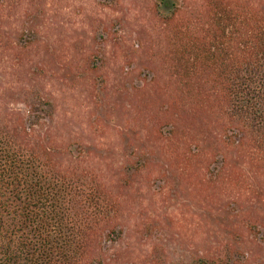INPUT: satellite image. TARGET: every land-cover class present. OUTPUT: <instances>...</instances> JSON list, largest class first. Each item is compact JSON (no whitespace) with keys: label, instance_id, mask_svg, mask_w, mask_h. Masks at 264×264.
<instances>
[{"label":"trees","instance_id":"1","mask_svg":"<svg viewBox=\"0 0 264 264\" xmlns=\"http://www.w3.org/2000/svg\"><path fill=\"white\" fill-rule=\"evenodd\" d=\"M106 1L116 6L122 0ZM44 3L0 0V46H25ZM10 9L18 11L20 24L7 31L3 22ZM152 11L157 22L147 31L157 36L155 45L136 38L127 42L114 29L112 49L127 61L118 91L127 111L142 119L139 138L154 137L174 150L167 154L168 163L167 157L150 156L144 146L124 152L122 186L136 174L150 178L151 164L160 163L162 173L177 168L202 182L205 191H218L217 196L223 189L245 204L261 201L264 0H197L191 14L183 12L179 0H153ZM154 49L162 53L159 65L153 59L147 71L136 68L133 59ZM97 63V56L89 54L82 70L92 73ZM40 95L22 90L18 100L27 115L0 124V264H106L118 200H112L99 175L65 161L82 152L47 131L43 117L53 119V104ZM127 131L121 130L124 141L131 134ZM255 213L248 226L263 220L260 208ZM223 261L199 257L196 264Z\"/></svg>","mask_w":264,"mask_h":264},{"label":"rangeland","instance_id":"2","mask_svg":"<svg viewBox=\"0 0 264 264\" xmlns=\"http://www.w3.org/2000/svg\"><path fill=\"white\" fill-rule=\"evenodd\" d=\"M195 1L179 0V5L191 14ZM152 2L122 0L114 6L106 0H45L26 45L17 50L0 46V124L27 115L18 100L24 89L38 90L42 100L51 99L53 119L38 112L45 116L47 131L82 152L65 161L99 175L112 200H118L119 211L112 219L116 234L104 251L106 264H196L199 257H219L222 264H264V196L249 204L223 189L217 196L218 191H205L202 182L177 168L162 173L160 163L151 164L155 171L150 178L136 174L122 186L124 152L144 146L150 156L167 157L168 163L167 154L174 150L157 144L154 137L139 138L142 119L127 111L118 91L127 61L112 49L117 41L114 29L127 42L136 38L155 45L157 36L147 31L157 22ZM7 12L3 24L7 31L16 30L19 13ZM89 54L98 58L92 73L82 70ZM160 54L154 49L133 62L147 71L153 59L159 65ZM98 78L105 83L99 85ZM123 128L131 132L126 141ZM259 183L264 188V179ZM259 208L263 220L248 226Z\"/></svg>","mask_w":264,"mask_h":264}]
</instances>
